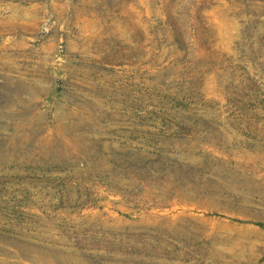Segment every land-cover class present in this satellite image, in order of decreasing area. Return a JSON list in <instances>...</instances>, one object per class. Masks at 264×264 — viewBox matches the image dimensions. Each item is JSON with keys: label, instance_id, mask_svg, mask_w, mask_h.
<instances>
[{"label": "rangeland", "instance_id": "1", "mask_svg": "<svg viewBox=\"0 0 264 264\" xmlns=\"http://www.w3.org/2000/svg\"><path fill=\"white\" fill-rule=\"evenodd\" d=\"M0 264H264V0H0Z\"/></svg>", "mask_w": 264, "mask_h": 264}]
</instances>
